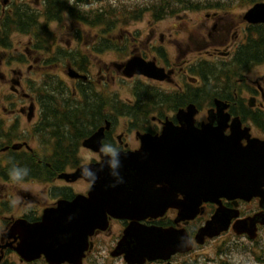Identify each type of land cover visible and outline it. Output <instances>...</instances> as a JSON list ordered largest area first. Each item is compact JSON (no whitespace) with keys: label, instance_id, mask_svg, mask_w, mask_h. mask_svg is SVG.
I'll return each instance as SVG.
<instances>
[{"label":"flooded vegetation","instance_id":"af4514ba","mask_svg":"<svg viewBox=\"0 0 264 264\" xmlns=\"http://www.w3.org/2000/svg\"><path fill=\"white\" fill-rule=\"evenodd\" d=\"M46 1L0 0V109L5 111L0 114L11 126L21 128L26 122L34 130L38 126V132H48L40 125L42 98L31 87L34 79L30 74L62 72L68 78L61 79L69 102L83 101L87 91L97 97L100 123L96 128L110 123L101 141L103 149H139L143 135L152 139L161 136L169 123L181 126L184 114L180 111L190 105L194 107L195 128L208 122L215 127L217 120L210 119V113L216 108V99L226 104V134L231 133L232 121L237 119L245 131L242 145L251 138L264 140V74L256 71L264 64V49L256 50V62L248 58L249 41L263 24L246 21L245 1L59 0L63 1L60 17L48 24L50 33L42 34L40 13L41 8L45 12ZM121 10L128 16H118ZM110 13L115 16L104 15ZM62 23H69L68 33L52 32L50 26ZM132 57L154 63L164 78L125 75V65ZM237 62L241 63L240 71L236 70ZM70 69L87 78H70ZM24 136L19 141L29 145L34 136L27 140ZM81 149L77 147L78 154ZM98 159V155L93 156L74 167L66 165L63 170L70 172ZM57 175L29 178L27 183H42L41 194L19 188L24 199L19 207L10 203L9 195L0 194V264H264V200L257 196L250 200L221 196L218 203L200 202L199 195L188 199V187L170 188L171 192L166 193L171 195L170 201H160L164 209L144 216L106 213L100 226L87 237V248L80 259L24 258L16 250L18 235L9 234L13 221H36L44 208L56 205L60 199L87 197L93 185V179L67 180ZM153 181L154 191L165 194L169 189L168 178ZM220 206L230 216L227 227L201 237V227ZM131 225L147 233H170V245L177 249L163 252L160 257L129 262L119 247Z\"/></svg>","mask_w":264,"mask_h":264},{"label":"water","instance_id":"95a60500","mask_svg":"<svg viewBox=\"0 0 264 264\" xmlns=\"http://www.w3.org/2000/svg\"><path fill=\"white\" fill-rule=\"evenodd\" d=\"M245 18L252 23H264V2L252 6ZM145 74L163 79L162 70L154 63L140 57L127 61L124 74ZM68 74H79L69 70ZM84 77V76H83ZM226 104L216 101L217 125L204 124L200 129L194 127L193 105L188 106L183 124H167L163 134L150 138L141 137V145L135 151H119L113 156L104 154L101 140L105 129L100 127L82 142L86 148L98 152V162L85 164L73 172H63L59 177L67 180L77 178L93 179L88 196L76 195L73 200H59L56 206L43 210L41 219L29 222L17 219L12 234H18V252L28 258L44 255L49 260H69L80 258L87 247V236L100 226L106 212L132 217V213L143 215L149 211L164 209L160 201H170L166 195L170 188L188 187V199L199 195V200H215L219 196H243L247 200L259 196L264 200V140L248 139L241 144L244 132L239 129L237 119L230 134H225L228 114ZM21 144L13 145L17 149ZM168 178L165 194L153 190L155 178ZM172 178H188L189 181H173ZM168 194V193H167ZM229 215L219 210L200 230V235H210L225 227ZM170 233L147 230L131 225L119 248L126 253L129 261L160 257L163 252L175 251L177 246L170 245ZM123 244H127L123 247ZM130 245V246H129Z\"/></svg>","mask_w":264,"mask_h":264},{"label":"trees","instance_id":"16d2710c","mask_svg":"<svg viewBox=\"0 0 264 264\" xmlns=\"http://www.w3.org/2000/svg\"><path fill=\"white\" fill-rule=\"evenodd\" d=\"M46 5L45 12L43 11L46 20L58 19L63 1L47 0ZM44 25L45 23L40 24L41 27ZM257 33L259 36H255L248 44V58L254 62L257 60L256 50L264 49V26L258 29ZM240 66V62L235 64L237 71H240ZM49 79L53 80L52 77ZM50 81L47 83H51ZM59 82L53 80L50 92H45L42 101L41 127L43 125L49 136L54 138L51 153L41 155L35 150H13L10 147L5 152L0 151V177L10 179L9 172L15 166L28 169V175L20 180L48 179L56 176L66 165L74 167L79 164L77 147L80 146L81 140L100 123V105L91 91L83 93V101L69 102ZM14 138L6 135L0 126V147L9 146L10 139ZM3 139L8 142L3 143Z\"/></svg>","mask_w":264,"mask_h":264},{"label":"rangeland","instance_id":"374dc122","mask_svg":"<svg viewBox=\"0 0 264 264\" xmlns=\"http://www.w3.org/2000/svg\"><path fill=\"white\" fill-rule=\"evenodd\" d=\"M245 1V3L247 5H250L252 2L251 0H243ZM259 1H264V0H259ZM51 29H53V31L55 33L58 34H64V33H68L69 31V23L67 25H64V23L62 24H57V25H53L51 27ZM9 60H12V58H8ZM257 74H264V64L260 65L257 69ZM42 73H38L37 71H33L30 76L33 77L34 81L31 84V87L34 89V91L38 94H40L41 96L43 95L42 92H40V90H38L39 87L44 86L43 85V80L44 78H47L46 75L42 76ZM59 76H61L62 78L68 79L62 72H58ZM5 91V93H7L6 89H3ZM44 90V88H43ZM47 90V89H46ZM7 95V94H6ZM11 101H14V98L10 97ZM7 108H10V105L7 104L6 105ZM0 113H5V111L0 109ZM24 121V118L23 120ZM0 122L4 125H6V123L8 124L7 127H5V129H8V132H6V134H17L19 133L21 130H23V134L24 139H30V145L34 148L35 151L39 152V154L44 155L47 153H51L52 148H51V144L53 142V140L48 137V134L46 132H38L37 128L34 130L35 127L32 126H26V122L21 123V128L18 126H11L10 123L8 122L7 118L4 115L0 114ZM43 136H46L43 137ZM13 142H15V140H13ZM79 156L81 158L82 162H86L87 160H89L91 157L93 156H97L96 154H93L91 152H88L86 149H81L79 152ZM32 183H27V182H16V181H11V182H5L3 180H0V194L1 195H9V199H11L12 201L15 200V207H19V202L24 201V199L20 196L18 189L21 187L24 188H30L33 192L41 194V189H42V183L39 184V182L36 181H31Z\"/></svg>","mask_w":264,"mask_h":264},{"label":"clouds","instance_id":"9594fccd","mask_svg":"<svg viewBox=\"0 0 264 264\" xmlns=\"http://www.w3.org/2000/svg\"><path fill=\"white\" fill-rule=\"evenodd\" d=\"M69 2H72V0H69ZM106 152L111 153L113 156L116 155V151L115 149L108 147L104 149ZM28 175V169L27 168H17L15 166H13V168L10 170L9 172V176L11 178L12 181H19L20 179H22L23 176H27ZM13 205H15L16 201L13 200L11 202Z\"/></svg>","mask_w":264,"mask_h":264},{"label":"bare ground","instance_id":"6f19581e","mask_svg":"<svg viewBox=\"0 0 264 264\" xmlns=\"http://www.w3.org/2000/svg\"><path fill=\"white\" fill-rule=\"evenodd\" d=\"M44 29H46V27H44Z\"/></svg>","mask_w":264,"mask_h":264}]
</instances>
